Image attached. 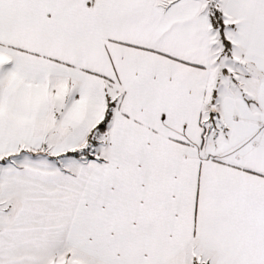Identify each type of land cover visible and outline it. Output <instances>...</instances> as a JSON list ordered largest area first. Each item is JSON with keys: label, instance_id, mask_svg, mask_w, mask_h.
Returning <instances> with one entry per match:
<instances>
[{"label": "snow or ice", "instance_id": "snow-or-ice-1", "mask_svg": "<svg viewBox=\"0 0 264 264\" xmlns=\"http://www.w3.org/2000/svg\"><path fill=\"white\" fill-rule=\"evenodd\" d=\"M0 264H264V0H0Z\"/></svg>", "mask_w": 264, "mask_h": 264}]
</instances>
